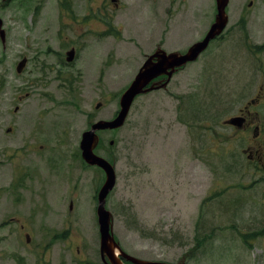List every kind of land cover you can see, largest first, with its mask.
I'll return each mask as SVG.
<instances>
[{
  "label": "rangeland",
  "instance_id": "1",
  "mask_svg": "<svg viewBox=\"0 0 264 264\" xmlns=\"http://www.w3.org/2000/svg\"><path fill=\"white\" fill-rule=\"evenodd\" d=\"M25 1L1 10L0 264H104L96 210L106 176L81 159L82 132L116 116L159 47L185 52L202 40L217 1ZM226 12L195 61L102 132L97 152L117 173L106 203L113 231L136 257L264 264V156L253 161L248 149L259 134L252 144L264 143V0H229ZM35 34L53 50L57 41L83 48L73 65L53 63L61 76L50 69L55 55L41 57L50 77L37 80L52 84H35L32 62L18 71ZM250 111V130L229 122Z\"/></svg>",
  "mask_w": 264,
  "mask_h": 264
},
{
  "label": "water",
  "instance_id": "2",
  "mask_svg": "<svg viewBox=\"0 0 264 264\" xmlns=\"http://www.w3.org/2000/svg\"><path fill=\"white\" fill-rule=\"evenodd\" d=\"M216 1L218 10L216 21L211 25L202 40L195 42L185 52H180L178 50L169 52L159 47L154 53L150 54L144 61L134 80L122 93L120 97V109L116 116L111 119L96 120L82 134L80 149L83 158L89 164L98 165L106 173L105 181L98 192V206L96 210L100 230V254L101 259L105 264H127L126 261H129L132 264H175L161 260L142 259L131 255L127 253L121 244L116 240L113 231V214L106 204L108 195L117 183L115 163L111 162L104 156L97 154L95 149L100 141V130H113L121 128L126 123L133 103L139 95L148 93L158 88L166 87L174 72L178 70V68L185 66L191 61H195L208 47L210 41L224 31L229 20L226 12L229 0ZM0 38H2V41L5 42L6 30L1 16ZM72 55V52H69V62L73 61ZM26 61L27 59L25 58L19 63V72H21L25 67ZM164 74L167 76L166 80H155L156 77ZM101 104V102H98L96 107L99 108ZM244 121L245 118L242 116H235L229 120L231 124L237 125L238 127H242ZM258 129L259 127H256L254 136H257ZM113 142L114 141L112 140L111 144ZM177 264L185 263L179 262Z\"/></svg>",
  "mask_w": 264,
  "mask_h": 264
},
{
  "label": "flooded vegetation",
  "instance_id": "3",
  "mask_svg": "<svg viewBox=\"0 0 264 264\" xmlns=\"http://www.w3.org/2000/svg\"><path fill=\"white\" fill-rule=\"evenodd\" d=\"M11 2H13L15 4V6L17 5L21 9H24V7L26 6V1L25 0H2L0 2V16L1 17H2L1 10H2L3 6H6V5L10 4ZM17 6H16V8H17ZM35 8L38 11L40 10V6H36ZM3 21H4V19H3ZM37 37L38 36L35 34L34 42L32 44H27L26 45L28 47H32L33 46L32 49H34V51H33V54L31 56L26 55V54H24L22 56L23 57L22 60L25 59V58L27 59L26 66L23 68V70H25V68L27 67L28 63L30 64L32 62L34 64V68L32 69V73L30 72V74H31V76L33 74L34 79H35V84L44 85V84H46V82L47 83L49 82V84H52L53 81H47L46 80L45 83H40V81L37 80V77H50V76H48V74H50V71H46V70H44L43 67H41V61H40L41 60V57H46V58L50 59V55H52V54L55 55L57 57V59L56 60H51L52 61V66H50V69L52 71H55L56 72V76H61L62 75L61 69H56L55 68V65L53 63L55 62L57 64H61V63L67 61L66 62L67 65H73L72 61L71 62L68 61L69 52H72V54H73L72 55V58H73V61H74L75 59H78L79 58L78 55H81V52L83 51V48L79 44H75L73 41L70 43V45L63 44V43H61L62 41H57V44H58L57 45V50H53L52 41L51 40H48V39L42 40V39L37 38ZM30 50L31 49H28V51H30ZM63 52L66 53V56L63 54ZM166 78H167V76L164 74V75H161V76L156 77L155 80H159V81L160 80H166ZM56 89H58V88H56ZM27 95H29V93H27ZM19 99L22 100V96H19ZM16 109L18 111L20 108L17 107ZM252 114L253 113H251V111L248 114H246V118H245V122H244V125H243V129L250 130V127H252L253 123L251 122L250 119H248L249 118V115H252ZM12 130H14V128L12 126H10V127L7 128V132L8 133H10ZM105 131H107V130H100L99 131L100 141H99L98 146L95 149V152L97 154H99L97 152V149L100 147V144L102 142V132H105ZM82 134H83V132H82ZM259 137H260V134L257 137L253 138V140L249 144L250 146L248 147V149H250V151H251V152H249V157L253 161H255V160L259 161V160L263 159V156H264V143H261V140H260V143L258 145L252 144L253 142H256L259 139ZM99 155H101V154H99ZM101 156H103V155H101ZM80 157H81V159L84 160V162L86 161L83 158L82 152H80ZM97 167H99V166H97ZM99 168H101V167H99ZM105 176H106V173H105ZM71 206H72V204H71ZM100 256H101V254H100ZM126 263L127 264H132L129 261H126ZM177 263H179V262H176L175 264H177Z\"/></svg>",
  "mask_w": 264,
  "mask_h": 264
},
{
  "label": "trees",
  "instance_id": "4",
  "mask_svg": "<svg viewBox=\"0 0 264 264\" xmlns=\"http://www.w3.org/2000/svg\"><path fill=\"white\" fill-rule=\"evenodd\" d=\"M256 233H259V231L258 232H254V234H256ZM260 234V233H259Z\"/></svg>",
  "mask_w": 264,
  "mask_h": 264
}]
</instances>
